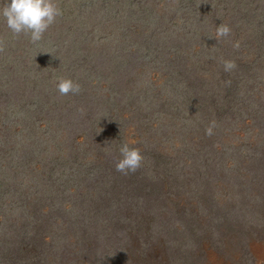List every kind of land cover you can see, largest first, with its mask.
<instances>
[{"label": "rangeland", "instance_id": "1", "mask_svg": "<svg viewBox=\"0 0 264 264\" xmlns=\"http://www.w3.org/2000/svg\"><path fill=\"white\" fill-rule=\"evenodd\" d=\"M57 4L0 20V264H264V0Z\"/></svg>", "mask_w": 264, "mask_h": 264}, {"label": "clouds", "instance_id": "2", "mask_svg": "<svg viewBox=\"0 0 264 264\" xmlns=\"http://www.w3.org/2000/svg\"><path fill=\"white\" fill-rule=\"evenodd\" d=\"M62 9L58 6L57 0H4L0 6V20H3L6 27L14 34H24L30 38L33 44H38L48 29L56 23L57 18L62 16ZM231 33L229 26L221 24L217 27V39L228 37ZM239 46L238 44L236 45ZM226 72L235 68L232 61H224ZM56 89L60 95H78L82 91L81 85L71 78L59 77ZM215 124L209 125L205 130L206 134L213 135ZM130 143H121L119 147L120 159L116 162V171L127 175L136 172L142 165L143 155L139 148Z\"/></svg>", "mask_w": 264, "mask_h": 264}]
</instances>
